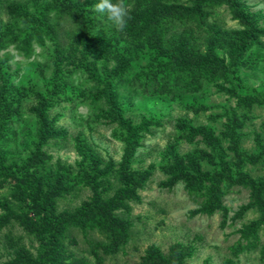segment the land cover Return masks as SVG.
<instances>
[{"label":"rangeland","instance_id":"rangeland-1","mask_svg":"<svg viewBox=\"0 0 264 264\" xmlns=\"http://www.w3.org/2000/svg\"><path fill=\"white\" fill-rule=\"evenodd\" d=\"M44 1L52 0H1L0 43L5 45L0 52L1 72L15 117L5 166L20 172L0 177V223L8 221L7 227L0 228V264H18L20 252L37 257V243L13 218L24 214L25 204L31 203L23 180L34 178L45 193L55 196L57 212H74L94 200L104 205L125 188L133 189L128 207L113 212L129 225L127 242L102 264H157L153 253L170 257L169 264H264V205L260 204L264 198V106L248 108L242 97L264 91V37L259 38L260 46L246 52L245 62L234 63L229 47L216 48L229 73L236 70L234 78L209 81L199 94L122 88L116 104L122 120L139 138L133 157L126 159L129 134L102 118L109 106L106 97L99 95L104 90L100 82L115 66L112 55L127 53L133 45L128 26L118 32L111 22L108 28L99 27L93 39L71 45L73 33L64 25V34L56 42L48 41L43 47L34 44L28 57L9 43L17 33L12 12L15 7L31 8ZM78 1L90 6L98 2ZM237 1L241 13L264 31V0ZM208 27L211 35L218 33L232 41L244 31L227 5L212 12ZM148 45L134 55L131 77L148 65L170 59ZM208 50L202 47L203 54ZM55 76L61 88L53 94ZM52 94L42 126L39 96ZM33 158L43 166L31 163ZM185 175L195 177L205 190L214 179L221 177L225 182L231 177L254 180L262 191L258 196L251 188L231 185L220 197V208L209 215L189 197ZM173 176L179 179L172 181ZM253 233L257 248L234 256V248L252 241ZM66 245L74 256L65 264H80L81 259L97 264L79 231H72Z\"/></svg>","mask_w":264,"mask_h":264},{"label":"trees","instance_id":"trees-1","mask_svg":"<svg viewBox=\"0 0 264 264\" xmlns=\"http://www.w3.org/2000/svg\"><path fill=\"white\" fill-rule=\"evenodd\" d=\"M126 3L131 16L127 26L133 45L127 53L117 52L112 55L115 66L100 82L104 90L99 98L105 96L109 106L102 118L110 124L127 130L129 138L126 159H131L139 138L134 134L131 125L122 120L121 109L116 104L115 97L122 88L134 87L145 93L199 94L209 81L225 77L234 78L233 73L236 70L232 69L229 73L224 61L216 56V48L229 47L234 63L242 62L246 52L251 51L255 46H260L259 38L264 37V31H258L255 20L241 13L237 0H195L189 4L184 0H126ZM225 5L244 28V31L235 35V41L218 37V33L211 35L208 27L212 12ZM12 15L17 33L9 43L14 44L20 53L28 57L33 53L34 44L43 47L48 41L56 42L64 34V25L70 27L73 33L71 45H75L76 42L85 43L88 38L93 39L99 27L108 28L111 23L105 14L94 11L90 5H81L78 0L35 2L31 8L15 7ZM179 28L182 30L176 33L175 30ZM147 44L155 47L161 55L169 56L170 59L157 65H148L136 77H131L130 63L134 60L138 48H144ZM203 46H208V53L203 54ZM4 48L5 45L0 43V52ZM3 61L0 60V177L17 176L20 172L18 169L5 166V149L11 142L10 124L15 117L11 110L12 95L1 72ZM55 77L53 94L61 88L59 78ZM53 94L48 97L39 96L38 119L42 126L46 125L45 111L53 102ZM242 97L248 108L254 104L264 106V91H250ZM235 118V121L239 120L236 112ZM40 162L37 158L31 161L41 167L43 165ZM95 166L96 164L93 165ZM21 174L24 178L25 173L21 171ZM178 179L179 177L176 176L171 177L172 181ZM182 179L191 200L199 204L209 215L220 208V197L231 188V185L251 188L253 194L258 196L262 191L260 186L249 178L229 177L225 183L221 177H218L206 190L202 185L197 184L199 181L193 176L185 175ZM23 182L27 185L25 194L31 203L25 204L24 214L14 215L13 218L19 222L26 234L34 239L38 249L37 257L34 258L28 253L20 252L18 264H65L74 256L66 245V240L72 231L81 233L97 264H102L106 257L119 252L127 242L129 225L122 222L113 212L122 206L128 207L127 201L133 195V189L125 188L104 205L94 200L85 203L74 212H57L55 196L45 193L38 186V180L25 179ZM222 182L226 186L225 189L222 188ZM260 204L264 205V198L260 199ZM31 213L34 214V218L29 217ZM7 222L6 220L0 223V228L7 227ZM255 234H251L252 241L249 240L246 244L239 243L234 248V256L257 248L258 240ZM98 236H102L104 240H100ZM150 255H152L151 250ZM152 257L153 260L157 259V264L173 262L170 257L167 258L160 253H153ZM145 259L148 260L150 257ZM80 262V264H88L85 259H81Z\"/></svg>","mask_w":264,"mask_h":264},{"label":"clouds","instance_id":"clouds-1","mask_svg":"<svg viewBox=\"0 0 264 264\" xmlns=\"http://www.w3.org/2000/svg\"><path fill=\"white\" fill-rule=\"evenodd\" d=\"M92 9L105 14L118 32H123L127 27L128 20L131 19L126 0H98Z\"/></svg>","mask_w":264,"mask_h":264}]
</instances>
